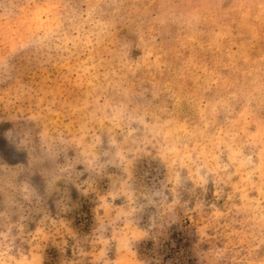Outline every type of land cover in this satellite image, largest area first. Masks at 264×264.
I'll use <instances>...</instances> for the list:
<instances>
[{"label": "rangeland", "instance_id": "obj_1", "mask_svg": "<svg viewBox=\"0 0 264 264\" xmlns=\"http://www.w3.org/2000/svg\"><path fill=\"white\" fill-rule=\"evenodd\" d=\"M0 264H264V0H0Z\"/></svg>", "mask_w": 264, "mask_h": 264}]
</instances>
